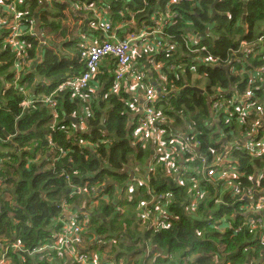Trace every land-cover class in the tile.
I'll return each instance as SVG.
<instances>
[{"label":"trees","instance_id":"1","mask_svg":"<svg viewBox=\"0 0 264 264\" xmlns=\"http://www.w3.org/2000/svg\"><path fill=\"white\" fill-rule=\"evenodd\" d=\"M13 1L26 27L35 24L33 12L40 13L37 26L48 43H65L84 26L91 33L72 42L76 54L47 50L32 72L39 37L21 38L26 64L17 80L15 70L8 72L16 53L4 44L11 30L0 24V255L2 247L17 241L22 249L9 248L6 264H72L69 254L49 248L68 218L66 210L79 216L82 250L98 259L112 256L114 264H135L132 251L141 253L146 246L155 255L144 264H264V208L256 214L248 210L264 200V152L249 147L246 138L256 131L251 140L264 144V128H256L260 116L264 119V0ZM91 5L95 10H87ZM165 15L170 18L159 39L162 49L153 45L134 58L145 86L152 89V79L163 96L151 105L167 120L161 143L135 139L144 130L141 116H132V106L140 111V104L129 83L122 81L115 90L112 57L101 61L85 90L57 93L56 119L44 104L27 105L24 82L31 87L35 76L83 72L86 51L79 44L87 36L101 42L103 19L121 40L129 29ZM99 84L104 86L98 94ZM70 114L76 123L65 118ZM160 145L171 154L169 175L161 156L152 152ZM188 147L193 155L185 152ZM36 153L53 162L37 166ZM223 154L226 175L210 179L207 167ZM196 190L202 197L194 205ZM249 190L255 201L245 198ZM156 197L165 198L162 206H156ZM107 240L113 241L111 248L103 245ZM43 247L48 248L37 252Z\"/></svg>","mask_w":264,"mask_h":264},{"label":"built area","instance_id":"2","mask_svg":"<svg viewBox=\"0 0 264 264\" xmlns=\"http://www.w3.org/2000/svg\"><path fill=\"white\" fill-rule=\"evenodd\" d=\"M41 5H45L48 0H38ZM87 10H95L93 5L90 6V9ZM96 16L99 18V14L96 13ZM174 17L176 15H173ZM169 16L164 17H155L152 16L150 18L149 23H142L137 32H128L125 37L121 40L116 38V35L111 31L110 32V23L106 21V23L98 24L99 29L101 30V42L92 41L85 39L82 43L79 44V48L83 51H86V56L84 59V69L83 72L77 77H69L62 79L56 85H54V89L51 91L50 95L45 97L44 99H37L31 102H28L27 105H33L34 103L44 104L48 106L53 114V118L56 119L55 107L57 105L56 95L58 92L64 91H72V92H80L85 90L90 81L94 79V77L98 74V68L103 59L106 57H112L116 62V70L114 71L115 75V88H118L123 84L131 83L132 86H138L142 91L141 97H139L138 102L140 104V115L139 119L140 128L144 130H138L136 132V138L140 136V140L151 139L153 141L160 140L163 133V126L167 124V120L164 117L158 115L151 106L154 104L159 98L163 96L160 93H156L152 88H147L144 84L145 73L141 70H137L134 66V58L139 55L141 52H148L153 49V45L158 49H162V42L159 40L161 35H163V26L167 24ZM24 17L20 14L16 2L2 1L0 0V24L4 25L6 29H10V35L5 36L4 44L7 48H9L12 52L16 53V61L15 65L17 69H21L22 66L26 64V56L21 54V50L23 48V41L21 38L26 36L39 37V34L35 30V24L28 23V27L23 24ZM38 28V26H37ZM40 31V30H39ZM132 32V33H131ZM103 33L107 35V39L104 40ZM150 38H154L155 42H150ZM88 39H91L88 37ZM264 42V40H262ZM41 46H44L47 41L44 39L38 40ZM251 54V51L247 49L246 53ZM242 58V57H241ZM150 64H153L151 61ZM76 93V94H77ZM213 109H218L219 105L214 104ZM257 113L262 111V107L256 106L255 108ZM256 128H264V119L260 120L256 123ZM143 131L144 134L139 135V132ZM256 133V131H254ZM253 132V133H254ZM250 134L247 137H250L249 147L256 148V151L264 152V144L261 145L257 143L256 146H253L251 143V138L254 134ZM258 133V132H257ZM256 135V134H255ZM257 136V135H256ZM255 136V137H256ZM235 147L237 150L240 149V145H231L229 149ZM174 148V147H173ZM54 149V148H53ZM194 150L192 147H188L185 152L189 155H193L192 151ZM60 155H64L62 151H59ZM263 154V153H262ZM255 156H259L257 152L254 154ZM53 162V160L51 161ZM227 162L225 159V154L222 157L212 164H210L206 169V175L215 180L216 178H222L226 175V171L224 170L223 165ZM1 188V186H0ZM196 188V186H194ZM96 190H94L95 192ZM80 190H77V194H80ZM1 195V192H0ZM202 197V193L199 190H196V193L193 197L192 202L194 205H197ZM256 194L254 191H247L245 198H249L255 201ZM165 200L163 197L154 198L155 204L157 207L162 206V202ZM162 201V202H161ZM264 208V200H259L258 202L252 204V206L248 209L251 212L260 213ZM90 214H86L84 218L87 220V217ZM147 214L144 215L146 218ZM79 216L76 214L70 215L66 221H62L60 234L54 236L58 238L55 244L49 246L52 250L63 251V253H67L71 256L72 264H102L98 256L92 255L88 253L87 250H82L83 241L81 239L82 228L78 222ZM260 222L255 224H259ZM103 245L111 248L113 245L112 240H107L103 242ZM15 250L21 251V245L19 241H17L14 245L11 246ZM9 247V248H11ZM7 247H2V252L0 255V264H6V254L8 249ZM48 247H43L37 250V252H42Z\"/></svg>","mask_w":264,"mask_h":264},{"label":"crops","instance_id":"3","mask_svg":"<svg viewBox=\"0 0 264 264\" xmlns=\"http://www.w3.org/2000/svg\"><path fill=\"white\" fill-rule=\"evenodd\" d=\"M213 15H214V12H212V17H213ZM33 17H34V21H35V30H36V32L39 34V38L40 39H44L43 38V36H42V34H41V31H39V28H37V24H38V21H39V19H40V13L39 12H37V11H34L33 12V15H32ZM75 20L73 19V21H68V24L69 25H71L73 22H74ZM103 21L104 22H106V21H108V20H106V19H103ZM109 22V21H108ZM67 24V25H68ZM75 24H79V22H77L76 21V23ZM134 24V23H133ZM210 24H213V22L212 23H210ZM126 26H128V24H126ZM136 26V25H135ZM74 27V25L72 24V26H71V28H73ZM85 28H84V30H77V31H74V32H71L70 31V28H69V31L71 32V33H69V36H68V41H66L65 43H62V42H57V43H54V42H52L53 44H52V47H56L57 46V44H60V45H62L64 48H66V47H68V46H70V44H72V42H75V41H77L78 40V36H82L83 34H84V36H82V38H85V34H86V32H89V30L87 29V27L86 26H84ZM133 28H134V26H133ZM138 28H139V26L137 27L136 26V29H134L136 32H137V30H138ZM86 29H87V31H86ZM91 31H93V32H96L95 30H92L91 29ZM130 31H132V28L131 29H129L127 32H126V34L128 33V32H130ZM83 32H85V33H83ZM89 33H91V32H89ZM132 33V32H131ZM126 34H124V36H123V38L125 37V35ZM94 35V34H93ZM53 37H54V35H52L50 38L53 40ZM87 37H89V36H87ZM98 37H100L99 39H101V36H98ZM87 40H90V42H92V41H94V40H96V39H94V37H92L91 39H88L87 38ZM44 41H47L46 39H44ZM80 43V42H79ZM49 44L50 43H48V41L46 42V44L44 45V46H41L40 44H39V42H38V45H37V50H38V56L37 57H35V61L34 62H32L31 63V65H30V69H29V71L30 72H32V70L35 68V66L37 65V64H42L43 63V57H44V49L45 48H47V47H49ZM172 46V45H171ZM51 52V51H50ZM44 54V55H43ZM239 59L241 58V57H238ZM58 61H59V59H58ZM81 67H82V71H83V65H81ZM13 70H15V73L16 72H19L20 71V68L19 69H17V66L14 64L12 67L10 66V68H9V70H8V72L9 73H12V72H14ZM60 74V75H59ZM58 75H55L52 79H47V78H44L43 80H41L38 76H35V80H36V82L31 86V87H26V85H27V82H24L21 86H23L24 87V95H26L27 96V98H28V101L27 102H30L31 101V98H33V97H35V98H38V97H40V96H43V94L44 93H47V92H49L50 93V88H52V87H54V85H56L58 82H60L62 79H65V78H69V76H71V75H76V74H80V72H71V73H62V72H60ZM27 75V74H26ZM25 75V76H26ZM24 76V77H25ZM18 77L19 78H22L23 76H22V74L20 73V76H19V74L18 73H16V78L15 79H17L18 80ZM62 77H65V78H62ZM60 78H62V79H60ZM151 81H152V79H150V84H151ZM46 84H49L50 85V87L47 89L45 86H46ZM129 85H130V87H129V93L132 95V97H134L136 100H138L139 99V97H141V95H142V93H143V91L138 87V86H132V84L131 83H129ZM155 85V84H154ZM103 84H99V87H98V94L100 93V92H102V91H100V90H102V88H103ZM151 87L153 88V85L151 84ZM117 88H115V90H116ZM20 90L22 91L23 89H21L20 88ZM156 90V92H157V89H155ZM48 93V94H49ZM130 94H128L129 96H130ZM132 99V98H131ZM127 101H129L130 100V98H127L126 99ZM135 101V100H134ZM132 110H133V112H132V116L134 115V116H139L140 115V111L138 110V108L137 107H135V106H132ZM65 118H68L69 120H74V123H76L75 121L77 120L76 118H73L72 117V115L70 114V117H68V116H66ZM215 120L216 119H214V122H215ZM51 162V160H50V155H45V156H43V157H41L40 156V154L39 153H36L35 154V163H36V165L37 166H40L41 164H43L44 165V167L46 168V163L47 162ZM15 191V190H14ZM14 191L12 192V193H14ZM64 216H66V217H69L70 216V213H69V211L68 210H66L65 212H64ZM100 216V215H99ZM155 221V220H154ZM154 221H153V223H154ZM147 224H148V222H147ZM87 246V245H86ZM138 251H140L141 253V262H140V260L138 261V263L137 264H144V261L147 259V258H153V260H154V252L152 251V250H148V248H147V246H146V248L145 249H143L142 248V250H138ZM136 252V254H139V252H137V250H133L132 251V253H135ZM112 258H114V257H112V256H103V257H100V261L103 263V264H114L113 262H112ZM153 262L152 261H150L149 262V264H152ZM121 264V263H120Z\"/></svg>","mask_w":264,"mask_h":264},{"label":"rangeland","instance_id":"4","mask_svg":"<svg viewBox=\"0 0 264 264\" xmlns=\"http://www.w3.org/2000/svg\"><path fill=\"white\" fill-rule=\"evenodd\" d=\"M93 30H95L94 28H93ZM132 32H136L135 30H132ZM52 42L49 44V47H47V48H45L44 49V54L46 53V51L47 50H49V51H52L54 54H56V55H60V54H62V53H65V52H67V51H69V52H72V53H74V54H76V52H75V49H76V44L75 43H73V44H70V46H68V47H66V48H64L62 45H60V44H57V46L54 48V47H52ZM43 54V55H44ZM203 83V82H202ZM201 83V84H202ZM201 84H199V87H201V86H204V83L201 85ZM47 89L50 87V85L49 84H46V86H45ZM198 88V87H197ZM198 89H200V88H198ZM201 90V89H200ZM91 101V98L89 99V102ZM261 107V106H260ZM77 112V113H76ZM74 114L75 115H78L79 114V110L78 111H76ZM73 113V112H72ZM258 120H263V116H260V118L258 119ZM240 122H241V120H240ZM240 122H239V125H240ZM237 126H239L238 124H237V122L235 123ZM252 126H254L255 127V122H251L250 123ZM244 125H245V127H244ZM242 127L243 128H247L248 127V125L246 124V123H242ZM254 134V136H256L257 135V132L255 133H253ZM256 134V135H255ZM246 138H250V137H246ZM135 139L138 141L139 139H140V136H138L137 138L135 137ZM134 140V139H133ZM136 140H134V142L135 143H138ZM241 140H245V139H240V141H238L239 142V144H242V143H246V141H241ZM252 144H253V146H256L257 145V143H259V141L258 140H253L252 142H251ZM165 148V146L164 145H160V146H158V147H156V150L155 151H152L154 154H156V155H159V156H161V159H162V161L164 162V164H165V166H166V170H165V172H166V174H168L169 175V173H170V171H168L167 170V168H170V163L168 162V160H167V157L168 156H170L171 154L170 153H168L166 150H164V148ZM159 160V159H158ZM162 161H159V163H161ZM203 166V165H202ZM137 171V170H136ZM138 173V172H137ZM140 231L142 232L143 231V229L142 228H140ZM56 241H57V243L59 242L58 241V238H56ZM141 254L139 253V254H136L134 257H133V261L135 262V264H137L138 263V261L140 260V262H141Z\"/></svg>","mask_w":264,"mask_h":264},{"label":"water","instance_id":"5","mask_svg":"<svg viewBox=\"0 0 264 264\" xmlns=\"http://www.w3.org/2000/svg\"><path fill=\"white\" fill-rule=\"evenodd\" d=\"M151 84L154 86V87H157L156 85H154V83L151 81ZM76 122V121H75ZM102 127V126H101Z\"/></svg>","mask_w":264,"mask_h":264}]
</instances>
